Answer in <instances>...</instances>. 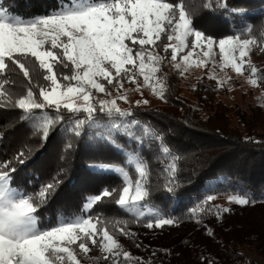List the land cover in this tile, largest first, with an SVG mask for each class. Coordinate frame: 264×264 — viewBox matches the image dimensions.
Returning a JSON list of instances; mask_svg holds the SVG:
<instances>
[{"label":"snow or ice","instance_id":"6c2138e0","mask_svg":"<svg viewBox=\"0 0 264 264\" xmlns=\"http://www.w3.org/2000/svg\"><path fill=\"white\" fill-rule=\"evenodd\" d=\"M201 7L239 16L241 26L221 37L206 34L194 25L196 10L190 0H56L46 14L24 17L0 4V109L20 111L18 120L28 124L42 144L56 131L64 139L62 166L36 192L13 186L18 171L14 165L28 162L25 147L0 161V264H152L133 257L118 237L136 241L138 233L131 230V224L148 230L180 224V218L150 206L152 170L143 151L151 149L162 163V187L169 194L179 187L182 157L167 145L164 132L142 124L131 108H121L118 101L128 102L130 91L143 95L142 90L148 89L167 102L169 85L167 76L161 75L165 60L181 77L194 66L211 64L207 78L216 80L219 89L231 77L218 78L217 67L231 69L238 76L247 74L253 86L264 83V69L250 55L254 48L264 51V22L247 23V11L230 7L229 0H203ZM125 83L135 85L134 89L125 88ZM147 103L136 101L137 107ZM121 136L138 145L126 160L135 176L126 167L89 164L92 172L117 174L121 186L105 187L87 197L78 214L62 215L55 223L42 225L40 211L69 173L74 141L87 138L123 154ZM3 137L0 132V140ZM205 191L215 193L218 188L209 185ZM215 198L204 195L186 213L210 238L216 233L204 223L205 218L222 221L231 212L230 207L212 203ZM104 199L132 218L110 219L95 213ZM227 199L241 206L256 203L240 188ZM141 246L136 243L137 248ZM93 248L101 255H90ZM163 251L170 254L171 250ZM201 264L220 262L202 255Z\"/></svg>","mask_w":264,"mask_h":264},{"label":"trees","instance_id":"16d2710c","mask_svg":"<svg viewBox=\"0 0 264 264\" xmlns=\"http://www.w3.org/2000/svg\"><path fill=\"white\" fill-rule=\"evenodd\" d=\"M202 2L203 0H190L191 6L196 10V28L208 35L221 37L241 26V17H229L222 10H204ZM2 3L24 17L46 14L55 7L56 0H3ZM229 6L246 10L250 17L245 18L247 23L258 26L264 22V0H229ZM251 60L257 67L264 69V51L260 48L253 49ZM207 77L203 74L192 84L183 85L179 73L168 74L170 92L167 102L148 107H130L136 113L135 118L142 124L164 132L167 145L182 157L179 164V187L169 194L162 187V163L156 160L151 149L143 151V157L152 170L150 206L154 205L156 209L180 218L178 226L156 230L131 224V230L138 233L136 241L118 237L126 242L125 248L133 257H143L145 262L150 260L152 264H193L196 258L206 256L209 250H214L220 252L224 261L231 264H256L242 251V238L247 229L245 221L253 204L232 207L227 206L222 199L236 194L240 188L252 195L255 204L264 205V101L247 107L226 104L220 98V93L227 88H217L216 80ZM259 85L264 90V83ZM185 88L198 99L197 107L181 95ZM20 115L18 110L0 109V132L4 133L0 140V161L10 159L21 146L25 147L28 162L14 165L18 171L13 186L36 192L62 166L59 157L64 139L61 132L56 131L50 134L47 143L42 144L39 136H32L29 125L18 120ZM234 119L237 120L236 123ZM248 138L256 142H251ZM74 142L76 148L70 154L69 173L40 211L44 226L49 222L55 223L62 215L78 214L86 198L99 194L103 188L121 186L122 180L117 174L92 172L87 167L89 164L103 162L126 167L130 175L135 176L134 167L126 164L128 154L138 148L131 140L122 136L119 138V143L124 148L123 154L112 148L93 144L87 138ZM27 149H31V153ZM220 177L223 180L218 184V191L206 193L210 179ZM206 194L215 195L212 202L215 205L231 208V212L226 213L222 221L214 216L205 218L204 223L215 230L216 236L213 238L207 237L202 227L186 215L187 209ZM240 194L243 195L244 192ZM95 213L110 219L132 218L131 214L120 211L109 199H104L95 208ZM136 243H142V246L137 248ZM164 249H170V254H166Z\"/></svg>","mask_w":264,"mask_h":264},{"label":"rangeland","instance_id":"374dc122","mask_svg":"<svg viewBox=\"0 0 264 264\" xmlns=\"http://www.w3.org/2000/svg\"><path fill=\"white\" fill-rule=\"evenodd\" d=\"M3 0H0V4ZM7 8V6L4 5ZM252 57V53L250 54ZM217 61H219V57H216ZM212 70L211 64L208 68L204 67H192L189 72L185 74L184 77H181V82L183 85L192 84L197 80V78L201 77L203 74L209 75ZM176 72V70L167 62L164 61L162 66L161 75H168ZM216 76L218 78L226 79L227 77H231L230 80H227V83L224 87L227 88L226 91L220 93V98L229 105H240L243 107H247L252 104L262 103L264 101V90L259 86H253L247 82L245 74L244 76H238L231 69H226L225 71H220L219 67L215 69ZM177 73V72H176ZM142 82V81H141ZM135 85L133 84H125V88L134 89ZM143 95L136 91H130L128 94V102L118 101L119 105L123 109H129L130 107L137 106L136 101L138 100H147V104H141L140 106L148 107L162 104L164 101L157 98L153 95L148 89H143ZM112 95L115 96L116 92L112 91ZM182 96L187 97L191 104L195 107L198 106V99L190 93L188 89H183L181 92ZM236 123L237 120L234 119ZM121 167V166H114ZM223 180V177L220 178H211L210 185H216L218 187L219 182ZM228 196L224 197L222 201L227 206H241L236 203H230L227 199ZM245 224L247 226L246 233L242 238L243 242V252L247 254V256L254 260L256 264H264V205L261 204H253L250 206L248 215L246 217ZM178 233V231H177ZM175 233V234H177ZM120 243L125 248L126 242L123 239H120ZM92 256H100L101 253L98 248H93L90 253ZM206 257L209 260H219L220 264H223V256L220 252L209 250L207 252ZM193 264H201V257L195 259ZM228 264H231L228 262ZM240 264H249L246 262H240Z\"/></svg>","mask_w":264,"mask_h":264}]
</instances>
